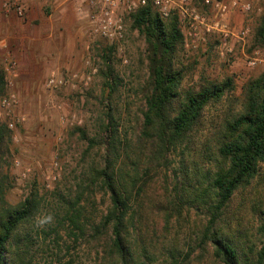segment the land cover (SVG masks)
Instances as JSON below:
<instances>
[{
	"label": "rangeland",
	"instance_id": "1",
	"mask_svg": "<svg viewBox=\"0 0 264 264\" xmlns=\"http://www.w3.org/2000/svg\"><path fill=\"white\" fill-rule=\"evenodd\" d=\"M193 5L202 13L208 12L204 0H194ZM263 15L264 0L248 18L251 33L245 47L234 44L233 54L227 53L216 35L199 34L190 38L184 34V45L174 60L175 69L184 73L181 90H198L228 79L233 80L234 86L218 104L204 111L190 135L185 158L192 171L189 181H194L193 185L204 181L208 170L215 168L218 137L225 122L242 112L244 87L264 73V48L256 43V31ZM242 21L243 18H236L234 24L239 26ZM126 26L124 41L112 45L102 38L89 39L87 48L73 65L61 66L40 84L24 87L16 81L13 89L18 94V102L11 111L1 108L2 99L11 89L7 87L3 62L7 54L1 53L0 47V68L5 74V87L0 94V124H6L12 132L10 155L3 166L10 186L6 200L16 207L29 196L36 195L40 199V212L31 224L34 264H105L103 247L94 239L91 228L88 227L85 236H80L64 219L65 211L78 200L90 224L98 223L109 207V198L101 185L91 186L87 180L92 167L101 162L99 146L102 145L98 139H101L107 114L112 113L120 124L121 140L128 135L133 147L139 146L137 135L142 125L151 55L146 39L133 28L129 18ZM8 52L11 55L10 50ZM254 57L258 63L251 67L248 62ZM108 66L113 70L111 77L107 76ZM52 75L68 80L75 76V79L66 86L50 88L47 82ZM108 81L112 82L113 90ZM19 118L25 121L16 123ZM10 122L15 124L13 129L8 126ZM93 141L95 146L91 148ZM181 152L173 153V164L167 172L169 177L163 171L156 176L159 181L156 194L161 200L165 179L173 191L174 170L179 180H183ZM157 201L159 204V198ZM263 211L264 163H260L257 176L248 187L235 194L220 225L225 237L238 247L240 255L252 263H256L264 247ZM153 220L159 237H152L165 258L176 249L182 264H222L212 256L211 248L200 245L209 223L204 209L184 210V217L179 220L175 217L168 231L157 215ZM107 241L108 237H104L102 242ZM157 259V264H164L160 253Z\"/></svg>",
	"mask_w": 264,
	"mask_h": 264
},
{
	"label": "trees",
	"instance_id": "2",
	"mask_svg": "<svg viewBox=\"0 0 264 264\" xmlns=\"http://www.w3.org/2000/svg\"><path fill=\"white\" fill-rule=\"evenodd\" d=\"M131 21L133 28L146 39L151 55L142 125L137 135L139 146L133 147L128 135L121 140L120 124L112 113L107 114L98 139L102 145L99 146L101 162L92 167L87 180L91 186L101 185L109 198V207L98 223L90 224L78 200L65 211L64 221L80 236H85L88 227L91 228L94 239L103 247L105 264H157L159 253L164 264H182L178 250L170 251L167 258L162 254L152 237L158 236L153 216L161 218L168 231L175 217L178 220L184 217V210L204 209L209 223L200 245L211 248L215 260L222 264H264V247L256 263H252L240 255L238 247L225 237L220 226L235 194L252 183L260 163H264V73L244 87L242 112L225 122L218 137L215 168L208 170L204 181L193 185L194 181H189L192 171L185 158L190 135L204 111L234 89L233 80L183 92L184 73L175 69L174 63L184 45L179 19L163 20L152 6H147L133 14ZM256 43L264 48V15L256 31ZM107 71L111 77L110 66ZM110 83L107 84L113 90ZM4 87L5 74L0 68V94ZM11 143L12 132L6 124H0V264H34L31 224L40 212V199L34 195L16 207L8 204L6 194L10 186L3 166L10 155ZM94 144L95 141L90 147ZM181 150L183 180H179L174 170L172 191L165 179L163 201L156 194L159 189L156 176L163 171L169 177L173 153ZM104 237L109 241L102 242Z\"/></svg>",
	"mask_w": 264,
	"mask_h": 264
},
{
	"label": "built area",
	"instance_id": "3",
	"mask_svg": "<svg viewBox=\"0 0 264 264\" xmlns=\"http://www.w3.org/2000/svg\"><path fill=\"white\" fill-rule=\"evenodd\" d=\"M82 7L79 12L84 13L88 21L89 35L91 38H102L117 44L125 40L127 35L126 20L137 13L140 9L152 6L153 10L159 14L163 20L177 17L180 22L181 30L185 36L197 37L203 34L205 37L215 36L220 39L222 46L227 48V53L233 54L234 44L245 47L247 39L251 33L248 18L254 13L255 8L262 0H204V6L208 10L202 13L194 7V0H79ZM8 11L14 10L20 19H24L26 12L24 7L15 3L7 4ZM243 18L238 26L236 18ZM122 50V47H118ZM5 73L7 74V87L11 89L9 94L1 101V108L11 111L18 102V94L14 91L16 76L18 73V61L7 54L4 57ZM258 60L254 57L248 64L256 66ZM72 78H60L52 75L47 86L59 88L66 86ZM24 118H19L16 123L24 122ZM13 129L15 124H8Z\"/></svg>",
	"mask_w": 264,
	"mask_h": 264
},
{
	"label": "crops",
	"instance_id": "4",
	"mask_svg": "<svg viewBox=\"0 0 264 264\" xmlns=\"http://www.w3.org/2000/svg\"><path fill=\"white\" fill-rule=\"evenodd\" d=\"M20 4V19L6 5ZM79 0H0V47L19 64L15 78L24 87L36 86L61 66H71L87 48L88 21Z\"/></svg>",
	"mask_w": 264,
	"mask_h": 264
}]
</instances>
